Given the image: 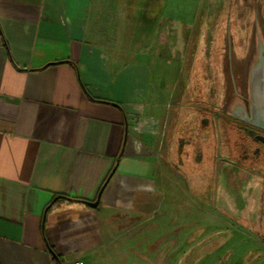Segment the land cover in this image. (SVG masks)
<instances>
[{"label": "crops", "instance_id": "1", "mask_svg": "<svg viewBox=\"0 0 264 264\" xmlns=\"http://www.w3.org/2000/svg\"><path fill=\"white\" fill-rule=\"evenodd\" d=\"M185 1L0 0V264H105L104 251L118 242L124 226L153 216L171 187V178L162 176L169 169L157 155L155 46L170 44L173 24L182 49L197 19H216L218 12L171 6ZM233 12L211 30L197 21L191 66L210 60L206 47L214 28L231 37L249 32V26H235ZM125 19L136 21L125 30ZM140 19L152 20L142 33ZM234 44L239 46L236 39ZM250 44L234 50L238 67L245 51L253 50ZM261 47H254L249 69L236 81L240 92L251 80L252 65L261 67ZM177 125L181 133V121ZM202 132L196 178L209 176L218 158L216 139L208 133L202 139ZM179 139L180 172L187 176L192 143ZM246 161L242 172L232 168L238 191L224 169L216 187L229 191L232 201L242 192L246 205L234 208L243 212L264 189V178L250 172Z\"/></svg>", "mask_w": 264, "mask_h": 264}, {"label": "rangeland", "instance_id": "2", "mask_svg": "<svg viewBox=\"0 0 264 264\" xmlns=\"http://www.w3.org/2000/svg\"><path fill=\"white\" fill-rule=\"evenodd\" d=\"M211 2L212 4L210 0H186L185 3L172 2L171 6L181 8V12L183 8L189 11L195 7H200L202 11L210 9L218 11L216 19H197L198 22H206L210 30L212 27L217 28L218 25L224 26L226 23L224 17L229 16V10H233L235 26L238 29L249 26L250 30L247 32L243 29L238 36L231 37L223 31L219 34L214 28L209 36V47L206 45L210 60L203 58L202 65L197 67L196 61H193L195 66L190 65L195 30L199 24L197 21L186 36L182 49L179 47L177 36L175 37L173 24L170 25L172 28L169 35L170 44L168 46L167 42L158 43L159 46L155 44L153 60L156 65L153 70L155 81L152 85L156 91L154 100L158 108L155 113L159 118L157 155L160 165L169 169L168 172H164L166 176L164 174L162 176L166 181L167 177L171 178V187L162 195L158 208L149 220L144 214L124 226L125 230L118 240L119 243L108 245L104 251V258L107 261L105 264H264V189L260 196L256 197L258 200L252 209L248 210L246 207L243 212L234 208L240 209L246 205L244 197L240 194L242 192H238L239 197L232 201L233 197L229 191L218 192L216 188L217 180L221 178V170L224 168V174L227 173L226 180L229 181L232 190L238 191L235 179L231 178L235 173L231 172H234L233 165L236 166V170L238 168V171L242 172V167H239L244 162L235 159L241 154L247 157L248 170L255 174L260 173L264 178V154L260 151L254 154L252 151L254 145H248L247 138L242 140L236 129L230 130L233 126L232 121H237L224 113L232 110L234 102L237 105L234 108L238 110L235 96V91L238 90L236 81L246 68L249 69L255 55L254 47L258 49V42L264 46V0H211ZM154 6L157 7L158 3ZM174 12L176 13L177 9ZM135 21L125 19L123 24L125 30ZM139 22L144 24V29L140 30V33L146 31L149 23L152 25L151 19H140ZM159 26L155 28L154 34L161 31ZM256 26L260 28L257 29ZM147 35L148 33L142 36L140 34V42L144 41ZM156 37L157 35L155 43ZM235 39L239 46L234 44ZM250 42L253 50H248L247 53L245 51V59L240 70L234 50L243 52L248 47L246 44ZM196 48L197 53L203 56L200 46ZM162 60L165 61V66H159ZM231 64L232 71L229 67ZM232 76L234 82H230ZM201 117L205 118L203 122ZM180 121L181 133L177 125ZM211 124L214 127L207 133L213 135V139L217 141L218 158L216 157L214 169L209 176L196 178L192 174L195 170L194 157L196 158L200 151L198 132L203 131L204 139L207 136L205 129ZM179 136L189 138L192 143L188 153L191 157L187 176L180 172L184 169L178 162ZM243 146L244 150L241 149ZM225 163H228L226 167L223 166ZM240 176L242 180L245 179L244 175ZM142 219L145 220L140 223Z\"/></svg>", "mask_w": 264, "mask_h": 264}, {"label": "water", "instance_id": "3", "mask_svg": "<svg viewBox=\"0 0 264 264\" xmlns=\"http://www.w3.org/2000/svg\"><path fill=\"white\" fill-rule=\"evenodd\" d=\"M261 46L262 44L258 42V47L260 49L262 48ZM258 52H260V55L258 57L260 61L258 65H260L261 67L258 70L255 68L256 66L252 65L253 68L251 70L254 72L251 76V80L249 81L248 92L246 95V102L248 103L249 111L247 112V115H249L248 118L244 119L249 124L264 129V57H262L261 51ZM257 72L259 75L257 74ZM235 113L237 115L238 112L235 111ZM258 137L259 139L264 140V136ZM232 168H236V166H232ZM96 204L97 201L89 202L90 206H95Z\"/></svg>", "mask_w": 264, "mask_h": 264}, {"label": "flooded vegetation", "instance_id": "4", "mask_svg": "<svg viewBox=\"0 0 264 264\" xmlns=\"http://www.w3.org/2000/svg\"><path fill=\"white\" fill-rule=\"evenodd\" d=\"M248 84L249 83H247L245 85V88H243V92L242 91L240 92L238 90L235 91V96L237 99L236 102L238 103V110H235L234 107H237V105H235V102H234L232 105V110L224 111V113L226 115L231 116V118L237 121V122L232 121L233 126L237 128V131L239 132V134L241 135L243 139L247 138L249 140L248 145H252V144L254 145V148L252 150L253 153L256 154L260 151L261 154H264V140H261L258 137V136H264V129L251 125L245 120L246 118H248V115H249V114L247 115V112L249 111H248V103L246 102V95H247L248 86H249ZM228 111H231V112H228ZM235 111L238 112L237 113L238 116L236 115ZM246 160H247V157L240 155L237 161L244 162Z\"/></svg>", "mask_w": 264, "mask_h": 264}, {"label": "trees", "instance_id": "5", "mask_svg": "<svg viewBox=\"0 0 264 264\" xmlns=\"http://www.w3.org/2000/svg\"><path fill=\"white\" fill-rule=\"evenodd\" d=\"M234 127V129H236L237 130V128L235 127V126H233ZM238 132V131H237ZM239 134V133H238ZM240 135V134H239ZM241 137V136H240ZM242 138V137H241ZM242 140H244L243 138H242ZM183 144H184V140L183 139H179L178 140V147H180V152H181V150H182V146H183ZM244 147V148H243ZM241 149H245V146H243ZM242 155V154H241ZM199 156H200V154H197V156H196V160L198 161L199 160Z\"/></svg>", "mask_w": 264, "mask_h": 264}, {"label": "built area", "instance_id": "6", "mask_svg": "<svg viewBox=\"0 0 264 264\" xmlns=\"http://www.w3.org/2000/svg\"><path fill=\"white\" fill-rule=\"evenodd\" d=\"M76 264H83L81 261H77Z\"/></svg>", "mask_w": 264, "mask_h": 264}]
</instances>
